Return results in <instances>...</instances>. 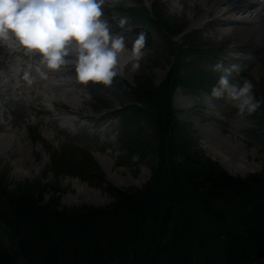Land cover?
Here are the masks:
<instances>
[{"label":"rangeland","instance_id":"1","mask_svg":"<svg viewBox=\"0 0 264 264\" xmlns=\"http://www.w3.org/2000/svg\"><path fill=\"white\" fill-rule=\"evenodd\" d=\"M214 1L180 0L184 12L175 15L170 14L168 8L164 12V8L169 7L170 3L167 0H107L103 6V19L110 22V28L127 34L125 56L129 55L135 35L140 32L146 34L140 69L131 73L125 60L123 66L119 65L118 75L110 86L93 82L81 84L75 78L74 71L72 73L65 69H61L65 73V79L75 84L76 88L62 86L63 92L49 89L42 81L29 86L22 79V70L30 57L12 41L0 43V145L4 147L0 153V188H4L9 194L32 191L39 206L68 213L85 207H111L118 199L114 189L123 193L142 190L153 175L158 174L161 161L160 153H156V150L159 141L148 121L133 123L129 132L133 141H126L119 133L121 119L112 111L132 101L131 89L136 88L137 84L156 89L169 74L185 79L184 82L193 81L190 80V74L197 75L193 82H202L203 86L180 83L172 96V110L180 132L177 141H185L193 160L197 159L198 163L193 165L178 154L171 155V162L180 174H199L191 179L193 191L205 194L212 190L203 176L213 178L211 176L219 171L240 181L250 177H264V103L252 114L241 115L230 104L221 106L226 103L223 98L211 96V89L221 75L214 66L223 62L224 67L237 66L230 77L232 82H242L245 79L251 81L255 98L264 101V23L257 30L258 36L240 32V29L255 26L234 24V28L240 29H235V33H230L227 39L221 37L218 31L224 26L220 23L222 19L217 20L216 16L207 15L211 6L215 7ZM132 4H138L139 7L144 4L157 6L162 13L159 19L164 25L160 29L147 28L131 12H121ZM239 16L247 18L242 15L236 18ZM121 20L125 21L123 25ZM206 21L209 23L202 31L181 38L183 32L200 27ZM168 26H173L176 32L169 33L166 30ZM188 40L192 41L188 44ZM186 45L191 48H186ZM174 58L183 65L171 72ZM123 67H127L126 70ZM59 82L50 81V84L61 85V81ZM66 90L68 95L65 99L62 94ZM39 94L42 96L35 99L34 96ZM31 99L36 102L32 103ZM55 99H60L61 102L51 104ZM198 102L207 104L210 109H200L201 106L197 107ZM42 103L49 107L50 112L43 110L40 106ZM68 113H72L71 118L76 120L70 135L61 130L62 125L55 121L60 114ZM235 123L242 125V129L231 133ZM209 133L218 142L235 145L237 149L239 147L246 152L245 158L241 160L245 165L241 164L245 167V172L240 169L239 161L233 162V171L222 165L206 143L204 137ZM144 173L146 177L143 179L141 176ZM164 174L163 170V177ZM251 186L264 191V181H253ZM223 188L221 186L223 196L217 195L213 189L210 206L213 213L221 211L224 216H230L232 208H236L239 203L240 194L235 196L232 188ZM254 202L257 204V199ZM197 203V199L186 202L185 213L190 220L179 221V224L180 228L185 225L190 230L180 234L171 257L167 255L168 252L159 257H163L161 264H250L263 246L258 245L259 239L264 235L241 232V237L233 240L235 245L232 244V247H227L228 244L225 243L218 246L215 243L218 227L210 224L213 222L210 213L199 209ZM167 205L172 209V217L179 215L176 204L168 201ZM180 228L178 232H181ZM263 231L264 229L260 230ZM198 238L205 241L203 247L195 243ZM8 239L6 235L0 234L3 244L8 245ZM229 248L233 249V253L224 256ZM259 264H264V260Z\"/></svg>","mask_w":264,"mask_h":264},{"label":"trees","instance_id":"2","mask_svg":"<svg viewBox=\"0 0 264 264\" xmlns=\"http://www.w3.org/2000/svg\"><path fill=\"white\" fill-rule=\"evenodd\" d=\"M179 67L180 64L175 62L171 71L175 72ZM189 77L193 81L197 79L194 74ZM184 81L169 74L156 89L137 84L131 89L132 101L123 105L120 111L126 119V141H133L129 135L131 121L150 122L159 141L156 150L161 161L158 174L153 175L142 190L130 193L114 190L118 199L111 207H85L68 213L39 206L32 191L9 194L1 187L0 234L9 238V244L0 241V264H129V258L130 264H161L163 257H159L166 252L171 257L180 234L190 230L185 225L180 228L179 221L190 220L185 213V204L195 199L199 209L210 213V219H213L210 224L218 227L219 233L214 232L218 246L225 243L232 247L235 245L233 240L241 237V232L264 235V231L260 232L264 229V191L251 186L253 181H264V177L240 181L224 172H215L213 178L203 176L212 190L200 194L193 191L191 185V179L199 174H180L172 165L171 155L177 154L193 165L198 163L197 159L193 160L185 141H177L179 126L170 104L173 88L180 83L202 85L201 82ZM142 144L146 147L145 143ZM221 186L224 190L232 188L235 196L240 194L239 203L236 202L238 204L232 208L230 216H224L221 211L213 213L210 206L213 189L217 195H224ZM168 201L177 205L179 215L172 217ZM195 243L201 247L206 244L202 238L195 239ZM260 245H264V236L259 239ZM232 253L233 249L229 248L224 256Z\"/></svg>","mask_w":264,"mask_h":264},{"label":"clouds","instance_id":"3","mask_svg":"<svg viewBox=\"0 0 264 264\" xmlns=\"http://www.w3.org/2000/svg\"><path fill=\"white\" fill-rule=\"evenodd\" d=\"M107 0H0V43H15L29 62L23 68L22 79L31 86L48 72L71 66L75 78L110 86L118 75L126 37L113 33L103 19ZM169 13L180 15L184 6L180 0H170ZM121 25L125 23L120 21ZM146 34L140 32L132 40L126 58L131 73L141 67ZM31 58H34V62ZM214 69L221 72L211 89V96L223 98L238 113L252 114L264 101L253 94V84L245 79L232 82L230 77L236 65L224 67L219 62Z\"/></svg>","mask_w":264,"mask_h":264},{"label":"bare ground","instance_id":"4","mask_svg":"<svg viewBox=\"0 0 264 264\" xmlns=\"http://www.w3.org/2000/svg\"><path fill=\"white\" fill-rule=\"evenodd\" d=\"M195 1H198V0H195ZM214 3H215V7H213V5H212L211 8L207 11V15L208 16H214V17L216 16L217 20L222 19V22H220L222 25H227V24H232L233 23V22H231L230 20L227 19V16H229L231 14L236 15V16H238V15L245 16L247 18H242V17L239 16V19H237V21H235L233 24L244 25V26H255V27L254 28H243V29L237 28L236 30L240 29L241 34H248V35H252V36H258L257 30L259 29V27H261L260 24L264 23V5L262 4V0H215ZM242 19H244V20H242ZM111 30H112V32H115V30H113V29H111ZM236 30H234L233 33H235ZM13 52H15V51H13ZM32 59H34V58H32ZM125 59H126V56L123 54L122 57H121L122 62ZM13 63H16V61H14ZM122 66H123V63H122ZM124 66H126V65H124ZM123 68H125V67H123ZM126 68H125V70H126ZM45 78H48V80H45V79L44 80H39V79H37V82H39V81L44 82L43 84H45L49 89L60 90V91L64 92L62 84L64 86L69 87V88L72 87V86L75 87V85H73V84H67L66 80H62L63 82H62L61 85L53 86L52 84H50V81H54V82L55 81H57V82L60 81V79L62 78V74H60L58 72H48V74H47V76ZM16 88H20V87H16ZM77 89H75V90H77ZM43 90H44V87H43ZM72 91H73V89L71 90V93H72ZM62 95H63V98L66 99L65 96L68 95V91L66 90V92L63 93ZM41 96L42 95H40V94L39 95H35L34 98L37 99V98H40ZM47 98H48V96H47ZM48 99H50V98H48ZM31 101H32V103L36 102L33 99H31ZM58 102H61L60 99H55V100L51 101L50 103L51 104H55V103L58 104ZM32 103H30V104H32ZM67 104H69V101H68ZM40 106L43 108L44 111L50 112L49 107L47 105H45V103L44 104L42 103ZM103 118H101V119H103ZM68 124L69 125H71V124L75 125V121L74 120H69ZM237 124L238 123H235V126H232L231 133H233V132L235 133V132L239 131L240 129H242V125H240V124L237 125ZM204 138L206 140V143L209 144V146H210L212 152L214 153V155L216 156V158H218L222 162V165L226 169L232 170V171L235 170V169L232 168V167H235L233 165V162H235V161H239L240 164H238V165H241V164L244 165V163L241 162V160H243V158H245L244 156L246 155V152H243L241 150V148L238 147V149H237V147L235 145H229V144L227 145V144H225V142H218L217 140H215V138L210 133L206 134ZM3 149H4V147L2 145H0V153H2ZM236 152H239V153L236 154ZM4 153H6V152H4ZM103 162L105 163V161H103ZM240 169H242L244 171L245 167H243L241 165ZM141 177L144 179L146 177V173L142 174ZM83 195H85V194H83ZM90 196L95 198V196L93 194H90Z\"/></svg>","mask_w":264,"mask_h":264},{"label":"water","instance_id":"5","mask_svg":"<svg viewBox=\"0 0 264 264\" xmlns=\"http://www.w3.org/2000/svg\"><path fill=\"white\" fill-rule=\"evenodd\" d=\"M260 259H264V247L260 248L254 257V259L251 261L250 264H258Z\"/></svg>","mask_w":264,"mask_h":264}]
</instances>
